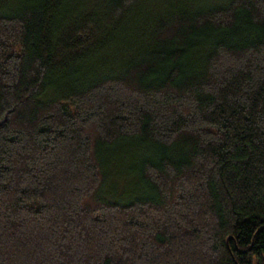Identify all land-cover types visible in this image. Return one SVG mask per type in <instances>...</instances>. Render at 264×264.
<instances>
[{
	"label": "trees",
	"instance_id": "16d2710c",
	"mask_svg": "<svg viewBox=\"0 0 264 264\" xmlns=\"http://www.w3.org/2000/svg\"><path fill=\"white\" fill-rule=\"evenodd\" d=\"M0 264H264V0H0Z\"/></svg>",
	"mask_w": 264,
	"mask_h": 264
}]
</instances>
